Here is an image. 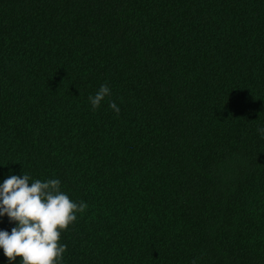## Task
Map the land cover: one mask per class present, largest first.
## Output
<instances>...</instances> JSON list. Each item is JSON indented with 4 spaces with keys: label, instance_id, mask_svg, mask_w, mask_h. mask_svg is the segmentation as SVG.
Returning <instances> with one entry per match:
<instances>
[{
    "label": "trees",
    "instance_id": "obj_1",
    "mask_svg": "<svg viewBox=\"0 0 264 264\" xmlns=\"http://www.w3.org/2000/svg\"><path fill=\"white\" fill-rule=\"evenodd\" d=\"M258 128L264 0H0V185L88 205L63 264H264Z\"/></svg>",
    "mask_w": 264,
    "mask_h": 264
},
{
    "label": "clouds",
    "instance_id": "obj_2",
    "mask_svg": "<svg viewBox=\"0 0 264 264\" xmlns=\"http://www.w3.org/2000/svg\"><path fill=\"white\" fill-rule=\"evenodd\" d=\"M111 95L107 84L101 85L95 95L89 96L92 109L100 107ZM109 107L120 112L115 101ZM264 137V128H258ZM88 205L74 201L61 189L59 179L32 180L29 174L11 175L0 185V217L7 216L15 226L11 231L0 229V248L15 264H63L67 245L60 243L67 231L85 212Z\"/></svg>",
    "mask_w": 264,
    "mask_h": 264
}]
</instances>
